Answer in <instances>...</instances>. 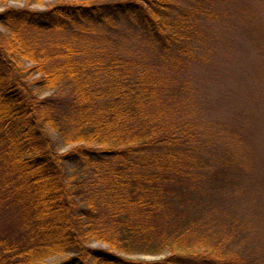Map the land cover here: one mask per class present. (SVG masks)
<instances>
[{"label":"trees","instance_id":"16d2710c","mask_svg":"<svg viewBox=\"0 0 264 264\" xmlns=\"http://www.w3.org/2000/svg\"><path fill=\"white\" fill-rule=\"evenodd\" d=\"M9 1L27 6L0 12V264H242L228 219L211 214L208 175L227 161L192 117L194 69L211 62L194 39L209 42L242 9ZM138 254L163 257L128 258Z\"/></svg>","mask_w":264,"mask_h":264},{"label":"rangeland","instance_id":"374dc122","mask_svg":"<svg viewBox=\"0 0 264 264\" xmlns=\"http://www.w3.org/2000/svg\"><path fill=\"white\" fill-rule=\"evenodd\" d=\"M108 1L113 0H44L28 7L46 10L60 2ZM230 5L232 10L242 9L243 13L227 20L226 31L222 30L221 23H217L211 28L212 40L194 39L201 46L200 54H196L198 48L193 50L194 56L207 52L211 55V62L194 69L195 107L192 117L206 124L203 134L207 138L210 136L211 153L227 161L225 166L214 164L215 168L208 175V185L214 194L219 193L216 202L213 201L211 214L218 212L223 219H228L226 229L230 227L231 234L226 235V239L229 236L239 239L238 247L232 249L237 260L241 259L242 264H264V0H232ZM26 6L25 1L0 3V12L6 7ZM221 11L230 12L223 6ZM0 30L7 32L1 25ZM48 35L41 33L37 37L45 38V43H62L70 38L68 34ZM32 65L25 63L26 67ZM33 78L29 77V82ZM48 135L58 150L70 149L71 146H65L57 133L49 130ZM234 225L238 226L233 229ZM91 246L105 247L98 242ZM69 257L54 256L44 264H61ZM161 257L128 256L132 260Z\"/></svg>","mask_w":264,"mask_h":264}]
</instances>
